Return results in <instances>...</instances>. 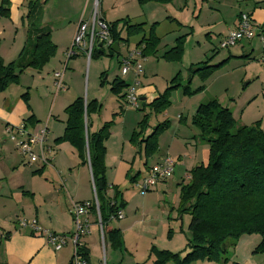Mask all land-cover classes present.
Wrapping results in <instances>:
<instances>
[{"label": "crops", "instance_id": "1", "mask_svg": "<svg viewBox=\"0 0 264 264\" xmlns=\"http://www.w3.org/2000/svg\"><path fill=\"white\" fill-rule=\"evenodd\" d=\"M199 1L201 8L196 15L194 10L189 9L191 3L193 7H196L195 0H185V3L184 0H181V3H175L178 10L184 8L185 11V17H179L177 21L184 22L187 27L196 22H201L203 26L197 29L205 33L204 38L203 36L202 38L195 36L197 47L191 49L190 52H193V54L187 55L186 60L184 59L186 52L184 53L182 58V60H185L184 67L188 69L191 65L199 64L208 55V59L212 58L215 49L211 43V35L217 33L221 41L237 26V19L241 13L250 16L257 35L251 40H243L234 47L227 49V57L223 58L222 61L231 59L230 61L238 62L237 60L241 57H252L255 51L260 53V57L263 55L261 59L264 58V45L261 42V37L258 36H264V0H231L236 4L231 25L221 27L217 32H215V27L219 24H216L215 13L218 11L216 7L223 0ZM8 2V15L0 14V58L3 63L16 61L20 55H23L22 59L27 60L32 50L33 41L39 34H49L55 52L40 71L25 70L22 75H19L18 84L11 85L0 93V230L6 235L0 238V264H70L74 253L70 244L59 251H54L47 244L45 238L33 234L28 228H20L18 221L35 220L42 229L48 232L69 236L74 232L71 215L72 203H92L94 201L89 165L82 164L78 154L68 143H56L55 141L62 137L65 128L64 109L74 99L82 98L83 93L84 76L83 69L79 65L83 61H80L79 58H85V54L79 52L77 56L67 60L65 53L73 40L79 23H90L95 0H8ZM120 8L119 6L116 7V9ZM166 8H168V11L169 6H166ZM98 12L103 21L111 23L110 21L107 22L105 11L98 10ZM174 14L177 13L172 12L173 20L174 17H177ZM153 19L155 18H151V21ZM165 19H169V17L159 21L160 24L157 25L158 27L155 30L156 35L159 36V29L164 32L173 31V34L176 33L175 39L176 36H186L185 42L187 43L190 37L196 34V30L193 31V34H191L192 31H184L186 27L176 30L173 26L174 22H167ZM188 19H190L189 23H187ZM193 19H196V21ZM2 40H5V44L2 43ZM167 45L163 46V49ZM249 62L246 63L247 65L243 64L244 69L252 65ZM257 70V73L253 75L256 77L259 73L258 78L260 80V77H264V72L261 66L257 67ZM59 71L64 72L65 90L49 104L48 112L47 110L43 111L38 99L44 102V107L47 106L49 93L52 89L54 91V73ZM26 72H30L33 78L28 79L29 82L24 79L25 77L22 78ZM121 77H124V80L119 79L124 81L126 85L133 80L132 74ZM243 77L245 78V75ZM248 77L253 76L249 75ZM208 82L209 80L206 84ZM99 84L98 86L101 88ZM198 86V84H195V87ZM89 88L88 78V93ZM23 89L29 90L26 96L27 104L22 98ZM91 91V96L87 94V101L95 100L102 106V101L100 102L102 96L97 93L95 84H93ZM160 93L159 86L147 81L143 72L138 87L140 101L149 104ZM181 96L183 99H181ZM176 97L178 99L177 95ZM207 97L209 100L214 97L211 96L208 87L199 95L187 99L181 93L179 97V111L181 112L176 116L174 128H169L159 136L156 153L148 159L144 158V169L135 181L145 177L149 168L159 163L166 156L174 161V170L171 177L156 184L138 203H133L136 197L135 194L126 191L125 188L122 189L124 193L121 194V198L125 203V207L121 210L123 218L111 219L105 227L106 231L119 230L122 239L119 249L110 248L115 251L112 253L114 255H112L111 264L121 263L118 259V251L120 253L121 250L129 253L130 259L126 262L127 264H153L154 258L149 255V251L156 240V228L150 222H145V220L138 217L139 213L147 207V203L149 205L150 203L161 205L164 201H167V204L171 205L172 211H168L166 214L167 220L163 224L164 230L161 228L162 236L166 239L164 241L169 242L165 244L164 248L165 251L179 253L180 256L184 255L185 252L183 251L187 243V227L190 219L188 215L180 216L177 214L179 190L182 185L189 181L191 169L206 164L208 145L199 138V133L191 125L190 120L189 122L186 119L183 120V116L184 114H190L191 118L193 115L192 105L194 104L195 107L206 102L207 100L204 99ZM111 102L110 114L105 113L103 105V111L92 115L89 124L90 132L93 133L99 130L104 123L112 121L110 136L105 142V180L108 185L120 189L121 186L117 185L118 182L115 180L118 171L126 165L132 168L136 155L141 153V148L138 147L137 149L136 145L130 141L131 134L135 130L133 123L135 120L132 119L130 125H128L126 122L127 116L120 117L122 114L119 112L123 109L124 101L117 102L115 99H111ZM57 106L58 112L54 113L53 109H56ZM113 115H116V117L113 118ZM30 116L33 117V123H27V128L30 131L35 132L43 127L47 130L46 147L50 150L48 155L50 160L47 165L41 163L27 165L25 160L17 154L4 133L6 126H17L26 123L27 118ZM145 135H147V131ZM136 174L129 176L130 184H132L130 179L135 177ZM127 177L126 174L125 178L127 179ZM107 192L109 196L112 195L111 190ZM184 216L188 217L186 222H184ZM85 218L88 221L89 233L82 237L81 245L88 251L89 264H92L93 247L98 243L99 237L102 243L104 242V235L101 239L97 216L91 210L88 211ZM114 221H117L115 226H111ZM136 226H141V229L138 232L132 231ZM131 231L136 234L139 240V250L144 249L147 256L135 258L137 246L129 241ZM182 234L185 241L183 247V239L175 238L177 235L182 236ZM260 240L261 238L258 235L240 237L235 245L229 249L228 261L225 264H264V254H253ZM165 264L174 263L167 262ZM191 264L217 263L197 261Z\"/></svg>", "mask_w": 264, "mask_h": 264}, {"label": "trees", "instance_id": "2", "mask_svg": "<svg viewBox=\"0 0 264 264\" xmlns=\"http://www.w3.org/2000/svg\"><path fill=\"white\" fill-rule=\"evenodd\" d=\"M172 1L136 0L140 6L147 3L167 5ZM8 7V0H2L0 14L7 16ZM103 22L108 28L112 45L117 43L118 47L119 42L123 41L121 31L117 30L119 23L128 35H139L143 32L142 24H131L128 19ZM155 25L151 27L148 38L143 37L136 46H143L141 55L144 58L148 53L155 52L158 41L153 32ZM185 37H179L176 45L161 58L170 62L180 60ZM54 52L55 47L50 41V36L45 33L35 37L27 60L22 59L23 55H20L18 60L4 64L0 58V93L9 86L16 85L19 75L25 70L40 71L53 57ZM100 52L103 53L102 47ZM94 53L98 54L99 50L95 48L91 57ZM228 60H223L217 66H210L207 62L191 65L187 69L182 95L190 97L202 92L201 86L194 91L190 89L192 77L199 75L205 81L214 69L221 67ZM126 87L124 81L115 78L111 83L110 92L119 100H123ZM179 87L180 77L177 74L171 80L170 86L151 103L142 104V109L147 107L156 114L164 113L170 106V92ZM26 96L27 93L23 94L22 98L27 104ZM100 110L101 105L95 100L86 102L81 97L74 99L64 109L65 128L62 137L55 142L68 143L76 151L82 164L89 165L104 242H107L111 249L117 250L122 242L119 230L106 231L105 227L111 217L125 207V203L119 189L108 185L105 180V142L110 136L112 121L104 123L96 132H90L89 120ZM147 120L148 116L143 115L130 137V141L135 145H143L145 159L156 153L158 138L169 127V123L164 121L145 136L149 127ZM27 123H33L32 116L24 122L25 125ZM190 123L198 131L199 138L208 145V159L206 164L190 170L189 181L179 190L178 212L180 215H188L190 219L186 248L183 251L185 254L180 256L179 253L159 251L151 247L149 255L154 256L153 264H191L197 261L225 264L228 261L229 249L244 235L260 236V243L253 254H264V127H261L259 122L237 127L229 110L215 99L200 104ZM136 177L130 179L131 183L135 182ZM108 190L112 191L111 196L108 195ZM91 212L96 215L94 207ZM77 253L89 264L88 251L82 245L78 247ZM71 262L72 258L70 264Z\"/></svg>", "mask_w": 264, "mask_h": 264}, {"label": "rangeland", "instance_id": "3", "mask_svg": "<svg viewBox=\"0 0 264 264\" xmlns=\"http://www.w3.org/2000/svg\"><path fill=\"white\" fill-rule=\"evenodd\" d=\"M189 1V0H188ZM173 2V4H172ZM170 4L167 5H159L156 3H147L142 6H140L136 0H98V10H103L106 12V20L107 22H115L118 20H123V19H128L130 20L131 24H142L141 27L143 29V32L139 35H128L126 34V30L123 29L121 24L119 23L117 25V30L121 31V38L123 41L119 42V52H114L110 48L102 47L103 53L102 54H93L92 57L88 60L87 57L85 58H79L81 64L79 65L83 69V84H82V98L83 100L87 101V94L91 96L92 91L91 88L93 84H95L97 93L102 97H100V102L102 101V104L104 105V111L105 113L110 114V108H111V99H115L117 102H121L116 96L110 94V86L115 77H118L122 80H124V77H121L119 72V60L122 56H124L128 51H134L137 44L142 40L143 37L148 38L150 34V29L153 26V24H156L154 27V34L157 37L158 41L156 44L155 52L153 53H148L144 59L143 62V72L145 75V79L149 82H153L159 88L161 89V93H163L168 86H170V82L173 78L177 76V74L180 77V87L177 88V90H172L168 96V101L170 103L169 108L161 114H156L152 111L149 110V108H144L142 109V104H144V101L140 102V108L138 110H132V109H122L119 113L122 114V116H127V124L130 125L131 120L133 119L134 123V129L136 130L137 126V121L141 120L143 115L148 116V129H147V135H149L153 128L166 121L169 123V128H174V125L176 124V116L179 115L181 111H179V97L181 95V90L182 87L186 84V76H187V68L184 67V61L187 58V55H192L193 52H190L192 48L197 47L196 42V37L198 38H204L205 33L200 31L199 29L203 26L201 22H196L192 24V26H186V24L180 23L177 21L179 17H185V11L184 8L181 10H178L175 3H181V0H174ZM185 3V1H184ZM187 3V2H186ZM195 3L197 4L196 7H193V4L191 3L189 5V9L194 10L195 15L198 14L199 9L201 8V3L199 0H195ZM232 2L231 0H223L221 4H219L217 8L216 14V25L215 27V32L217 30L221 29V27L225 26H230L233 15H234V8H235V3ZM119 6L121 7L120 9H116V7ZM166 6H169V10L167 11L168 8ZM182 6H183V1H182ZM192 7V8H190ZM168 12V14H167ZM172 12H176L177 14H174L175 19H172ZM194 15V16H195ZM192 16V15H190ZM193 16V17H194ZM169 17V19H165L167 22H174L173 26L175 29H179L181 27H186L184 29L187 31H192L191 34H193V31L196 30V34L192 35L190 39L183 44V50L181 54V58L178 61H166L165 59L161 58L163 55L168 52L170 49H172L176 45V40L181 37V36H176V33L173 34V31H162L161 29L158 30V35H156L155 30L156 27L159 26L160 20L163 18ZM151 18H155L151 21ZM196 21V19H193ZM186 21V20H185ZM190 19H188L187 23H189ZM180 24H179V23ZM158 25V26H157ZM176 25V26H175ZM194 27V28H193ZM199 28V29H197ZM196 36V37H195ZM220 36L217 33H213L211 35V43L213 44V47L215 49V52L213 54L212 58L206 57L203 62H207L208 65L210 66H217L219 63L222 62L223 58L227 57V52L224 49L219 48V42H220ZM2 43L5 44V40H2ZM166 44H168L166 47ZM161 45V47H159ZM141 48L143 46H140ZM264 48V47H263ZM186 52V56L182 60L184 53ZM212 56V54L210 53ZM263 55H261L262 57ZM260 57V53L258 52H253L252 57L246 56V57H241L238 62L230 61L229 59L226 63H224L221 67L218 66L216 69H214L209 76L204 80H202L199 75H195L192 77V80L190 82V89L192 91L196 90L198 87H202L203 90L208 87V90H210L212 99H215L222 107L227 108L230 112V115L235 122V125L237 127H242V126H250L254 124L255 122H259L261 127H264V77H260L261 79L259 80V73L256 75H253L257 73V67H262V71L264 72V61ZM261 59V60H260ZM182 61V62H181ZM230 61V62H229ZM248 61L249 63L252 64L248 68L244 69L243 64H246ZM201 62V63H203ZM152 65H149V64ZM200 63V64H201ZM247 65V64H246ZM260 65V66H259ZM22 75V74H21ZM130 75V74H129ZM245 75V78L243 77ZM249 75H252L253 77H248ZM89 76V77H88ZM142 75L138 78V81L140 83V78H142ZM25 77L24 79H27L29 82L30 80L28 79H33L30 75V72H26L22 78ZM88 78L90 82V88H89V93H88ZM209 80V82L206 84V82ZM132 82V81H131ZM100 83V84H99ZM18 84V82H17ZM98 84L101 86L99 88ZM130 84V83H129ZM195 84H198V87H195ZM202 90V92H203ZM29 90L28 89H23L22 94L27 93ZM53 89L49 93L48 97V102L47 106L44 107V102H42L40 99L39 105L41 107V110L45 111L47 110L48 112V107L51 102H53V99L56 97L60 96L63 92H59L56 94ZM103 93V94H102ZM160 93V94H161ZM201 92H198L190 97L184 96L187 98L195 97L199 95ZM178 96V99L176 97ZM181 99L182 96H181ZM206 102H209V98L207 97ZM209 100V101H208ZM99 103V102H98ZM201 103V104H203ZM100 104V103H99ZM101 105V104H100ZM103 105L101 106V112L103 111ZM200 104L196 105L194 107V104L192 105L193 108V115L195 114V111L197 107ZM58 106L56 109H53V112L56 113L58 112L57 110ZM107 109V110H106ZM169 110V111H168ZM56 115V114H55ZM192 115V116H193ZM168 116V117H167ZM190 114L186 115L184 114L183 120L186 119L187 122L189 120L191 121ZM113 118L116 117V115L112 116ZM172 128V129H173ZM167 129V130H168ZM166 130V131H167ZM164 131L163 133H165ZM145 135V136H147ZM137 149L138 147L141 148V153L136 155L135 162L130 168L128 165L126 167L121 168L116 177V183L117 185L121 186L119 191L124 193L122 190L123 188L126 189V191H131L132 194H135L136 197L134 199L133 203H138L140 199H143L144 196H140L137 192V190L134 188L133 184H130L129 182V176H132L136 174L138 177L140 173H142V170L144 169L143 163H144V157H143V145H136L135 146ZM140 157V160H139ZM139 170V171H138ZM128 175L127 179L125 178V175ZM124 182V183H123ZM123 184V185H122ZM146 208H144L138 215V217L142 220H145V222H150L152 226H154L156 229V240L155 243L153 244L157 250H165L164 246L166 243V239L162 236L161 233V228L164 230V223L167 220L166 214L168 211H172L171 205L167 204V201H164L161 205H157L155 203H150V205L147 203ZM178 206H177V214L178 212ZM143 214V215H141ZM182 216V215H180ZM187 216V215H186ZM184 216V222H186V219L188 217ZM117 221L112 222L111 226H115V223ZM188 223V222H187ZM186 223V224H187ZM186 227V225H185ZM141 229V226H136L132 229V231L138 232ZM131 231L130 239L129 241L137 246V253H135V258H143L144 256H147L144 249L139 250V240L136 237V234H134ZM161 234V236H160ZM100 238V237H99ZM98 238V243H96L95 247H93L92 251V264H111V259H113L112 254L115 251H112L109 247V244L102 243V241ZM175 238L178 239H183V234L182 236L177 235ZM165 240V241H164ZM178 241V240H177ZM182 247L185 244L184 239L182 240ZM186 248V245L185 247ZM168 250V249H166ZM122 251V252H121ZM119 254V261L121 262L120 264H127L126 262L129 261L130 256L129 253H126L127 251L121 250ZM186 251H188L186 249ZM172 252V251H171ZM122 253V254H121ZM150 253V251H149ZM185 254V253H184ZM154 258V256H152ZM143 260V259H140Z\"/></svg>", "mask_w": 264, "mask_h": 264}, {"label": "built area", "instance_id": "4", "mask_svg": "<svg viewBox=\"0 0 264 264\" xmlns=\"http://www.w3.org/2000/svg\"><path fill=\"white\" fill-rule=\"evenodd\" d=\"M256 29L252 25L250 16L241 13L237 19V26L230 31L226 37L219 42V48L227 50L234 47L243 40H251L256 34ZM264 45V36L258 35ZM102 47L110 48L112 40L110 38L106 24L99 17L98 0H95L94 7L90 17V23H79L73 40L67 49L65 56L69 60L83 52L89 60L93 50L97 49V44ZM141 47L135 48L134 51H128L119 60L120 75L125 76L132 74L133 80L125 89L123 109L138 110L140 108V98L138 87L140 85L138 78L143 73L144 57L141 55ZM63 71L54 73V88L56 94L65 90L63 83ZM4 133L10 143H12L17 154L25 160L27 165L41 163L47 165L50 158L48 157L50 150L46 147L45 127L30 131L27 125L21 123L17 126H6ZM88 161V159H87ZM89 162V161H88ZM174 161L170 157H164L159 163L149 168L145 177L135 181L133 186L140 196L146 195L154 186L162 181L167 180L173 174ZM94 193V201L92 203L78 202L72 203L71 215L74 225V232L67 235H60L48 232L42 229L35 220L18 221L20 228H28L33 234L45 238L47 244L54 250L59 251L67 244L73 247V256L71 264H87V262L77 253L78 247H81V239L86 236L88 231V221L85 215L95 208L98 228L101 239L103 238V230L100 223L98 202L95 194V187L92 182ZM110 189V187H109ZM122 211L119 210L111 219H122ZM5 235L0 230V238Z\"/></svg>", "mask_w": 264, "mask_h": 264}, {"label": "water", "instance_id": "5", "mask_svg": "<svg viewBox=\"0 0 264 264\" xmlns=\"http://www.w3.org/2000/svg\"><path fill=\"white\" fill-rule=\"evenodd\" d=\"M101 47H102V45H101L100 43L97 44V49L99 50V53H101V52H100ZM110 49H111L112 51H114V52H119V47H118L117 43L113 44V45L110 47ZM99 188H100V187H99Z\"/></svg>", "mask_w": 264, "mask_h": 264}]
</instances>
